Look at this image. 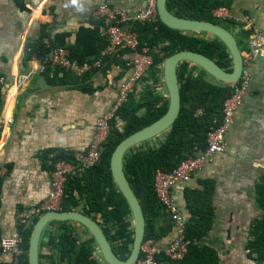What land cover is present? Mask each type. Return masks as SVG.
I'll return each instance as SVG.
<instances>
[{"label": "crops", "instance_id": "0c3cea01", "mask_svg": "<svg viewBox=\"0 0 264 264\" xmlns=\"http://www.w3.org/2000/svg\"><path fill=\"white\" fill-rule=\"evenodd\" d=\"M146 1L0 0V76L5 77L0 112L5 118L0 129V167L5 169L0 177V239L17 230L19 211L38 205L49 195L54 168L50 150L74 155L87 151L98 119L111 110L129 74L123 56L82 80L65 71L54 77V72L41 70L44 61L40 50L34 51V57L28 56L27 46L37 45L45 32L71 47L82 30L98 25L93 12L100 4L137 10L145 7ZM230 10L241 30H246L247 20L257 26L263 46L252 57L249 91L235 114L226 148L189 180L176 184L173 200L188 219L184 190L202 189L201 180L214 181L215 221L200 244L215 251L218 264H256L249 259L245 246L248 222L262 213L254 196L255 186L264 175V0H235ZM238 30L234 28L233 33ZM100 35L105 40L102 26ZM243 40L247 53L249 39ZM22 73H31V77L18 86L16 78ZM144 88L140 84L138 90ZM82 237L88 239L84 233ZM174 237L173 227L157 242L167 246ZM42 254L45 262L51 254L47 245ZM11 259L12 255L0 248V261ZM161 261L173 264L166 258ZM100 263L105 264L103 260Z\"/></svg>", "mask_w": 264, "mask_h": 264}, {"label": "trees", "instance_id": "16d2710c", "mask_svg": "<svg viewBox=\"0 0 264 264\" xmlns=\"http://www.w3.org/2000/svg\"><path fill=\"white\" fill-rule=\"evenodd\" d=\"M234 1L168 0L167 7L178 18L212 23L232 33L234 28H238L235 34L240 33L242 38L249 39L250 30H241L232 19L217 20L213 17L215 9L231 8ZM101 26L98 22L93 29L82 30L77 42L71 47L58 42V39L54 41L44 32L37 45L27 46V55L30 56L34 51L43 48L42 39L48 37L55 46L68 47L71 57L79 62L97 59L107 44L100 35ZM136 31L140 36L141 47H148L154 60L153 67L141 80L145 88L143 91L137 89L120 108L117 118L112 121L111 133L104 145L102 162L69 179L63 208L68 211L78 210L84 202L80 211L100 223L115 253L123 260L130 255L134 232L129 205L115 185L110 171L114 151L125 138L155 122L166 113L168 91L165 89L163 69L168 58L182 51H190L207 57L225 71L231 70V60L224 45L212 36L173 30L160 20L155 24H138ZM119 58L111 60L106 68ZM60 71L63 70L56 69L54 77ZM178 75L181 109L174 125L163 133L162 137L161 135L155 137L157 138L155 142H152L155 139L153 138L138 144L124 157L125 174L142 205L146 218L144 241L162 240L173 228L169 212L156 196L154 188L156 172L158 170L172 172L183 160L205 151L206 134L220 122L222 104L234 89L233 85L215 82L204 70L190 63H182ZM2 104L0 92V112ZM198 110L202 111L201 115L196 114ZM50 152L54 155L52 159L54 165L59 160L75 161L72 153L60 149H53ZM200 185L202 189L184 190L186 207L190 212L186 237L197 242L189 246L182 261L173 264L219 263L215 251L207 245L200 244L203 238L209 236L215 221L213 206L215 183L207 179L201 180ZM254 200L262 213L251 221L245 249L250 260L256 264H264V175L260 183L255 186ZM37 220L38 218H35L29 227L19 228L24 250L20 264H28L29 239ZM76 224L78 223L55 221L45 229L41 242L40 264H101L94 238L90 234L85 240L79 237L74 227ZM43 239L48 241L45 242ZM45 245L49 247L51 254L44 262L42 249Z\"/></svg>", "mask_w": 264, "mask_h": 264}, {"label": "built area", "instance_id": "2783aa9c", "mask_svg": "<svg viewBox=\"0 0 264 264\" xmlns=\"http://www.w3.org/2000/svg\"><path fill=\"white\" fill-rule=\"evenodd\" d=\"M213 17L217 20H231L232 13L228 7H219L213 12ZM93 18L101 23L103 34L107 41L105 48L101 50L100 56L97 59H87L79 62L71 57L68 47L55 46L50 38L44 37L42 39L43 48L40 49L44 61L41 70L54 72L56 69H61L82 80L92 72L105 69L107 64L114 58L125 56L129 74L122 82L119 89V97L111 110L98 119L89 149L85 152L76 153L74 155L75 161H57L52 171L49 195L38 205L17 213V230L11 235L0 239L1 250L10 253L12 259L8 262L0 261V264H20V258L24 254L22 248L23 239L19 231L20 227L31 226L35 218H39L47 212L64 211L69 179L102 162L104 145L111 133L112 121L117 118L120 108L137 91L142 78L153 67L154 60L151 56V50L148 47H141L140 36L136 31V26L138 24H155L160 20L158 0H147L146 6L137 10L103 3L95 8ZM247 25L246 30L251 31L249 37L250 50L247 53H243L244 69L242 76L233 85V93L222 104L220 122L206 134L207 147L205 151L183 160L172 172L158 170L155 174L154 188L156 196L170 214L171 222L175 229V237L167 246H161L154 239L145 240L141 247L140 257L134 264H162V258H166L170 262L182 261L188 252L189 246L197 242L186 237L187 219L184 218L182 212L174 203L173 188L179 182L189 180L215 154L223 152L227 146V135L234 125L235 114L243 105L249 91V69L252 57L259 53L263 46L261 31L250 20H247ZM31 56L34 57V53ZM30 77L31 73L19 74L16 78L17 85H22ZM4 84L5 77L0 76V92ZM196 114L201 115L202 111L198 110ZM4 122L5 118L0 114V129ZM4 174L5 169L0 167V177H3ZM97 256L103 260L99 250L97 251Z\"/></svg>", "mask_w": 264, "mask_h": 264}, {"label": "water", "instance_id": "95a60500", "mask_svg": "<svg viewBox=\"0 0 264 264\" xmlns=\"http://www.w3.org/2000/svg\"><path fill=\"white\" fill-rule=\"evenodd\" d=\"M167 3L168 0H158L160 21L173 30L184 33L207 34L220 41L231 60V70L225 71L214 61L190 51H182L168 58L163 69V79L168 91L166 113L155 122L125 138L114 151L110 171L115 185L129 205L134 232L132 249L127 259L123 260L117 256L98 221L78 210H64L47 212L38 218L29 239L28 264H40L44 231L55 221L75 222L85 227L94 238L100 255L106 264H134L140 257L144 242L146 218L142 205L124 171L125 154L134 146L162 135L174 125L181 109L178 69L182 63H190L192 66L204 70L215 82L224 85H235L240 80L244 69V55L243 52H240L234 34L226 28L212 23L178 18L168 10Z\"/></svg>", "mask_w": 264, "mask_h": 264}, {"label": "rangeland", "instance_id": "374dc122", "mask_svg": "<svg viewBox=\"0 0 264 264\" xmlns=\"http://www.w3.org/2000/svg\"><path fill=\"white\" fill-rule=\"evenodd\" d=\"M247 26H248V25H247ZM247 26H246V28H247ZM233 34H234V36H235V38H236V40H237V42H238V44H239L240 52H243V53H244V51H245V49H246L245 41L243 40V38H242V36L240 35V33H239V34H235V33H233ZM209 38H210V37H209ZM159 137H160V136H159ZM161 137H162V135H161ZM156 139H157V138L153 139L152 142H155ZM83 204H84V202H82V204H81V206L79 207L78 211H80V210L83 208ZM250 221H252V218H251ZM250 221L248 222L249 224H251ZM76 226H78V229H77V230H78L77 235H79V237L84 238V237H82V234H83V233L86 234V236L89 237V234H90V233H89L88 231H86V229H85L84 227H82V225L77 224ZM249 226H250V225H249ZM81 233H82V234H81ZM43 241H46V240L43 239Z\"/></svg>", "mask_w": 264, "mask_h": 264}]
</instances>
